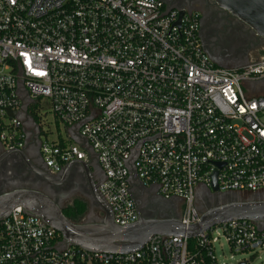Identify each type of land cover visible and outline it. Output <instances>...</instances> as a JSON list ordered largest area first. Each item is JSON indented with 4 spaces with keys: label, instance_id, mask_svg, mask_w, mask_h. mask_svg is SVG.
I'll use <instances>...</instances> for the list:
<instances>
[{
    "label": "built area",
    "instance_id": "1",
    "mask_svg": "<svg viewBox=\"0 0 264 264\" xmlns=\"http://www.w3.org/2000/svg\"><path fill=\"white\" fill-rule=\"evenodd\" d=\"M261 79L264 57L214 65L198 15L160 0H0V144L23 150L47 108L68 141L40 140L46 167L56 175L96 163L92 192L121 227L139 216L130 175L135 187L179 199L185 228L199 221L197 189H211L214 174L217 192L264 191V97L251 95ZM221 240L250 260L264 252V223L228 221L193 240L153 236L115 255L61 247L54 229L15 207L0 218V264H221Z\"/></svg>",
    "mask_w": 264,
    "mask_h": 264
},
{
    "label": "flooded vegetation",
    "instance_id": "2",
    "mask_svg": "<svg viewBox=\"0 0 264 264\" xmlns=\"http://www.w3.org/2000/svg\"><path fill=\"white\" fill-rule=\"evenodd\" d=\"M169 8H182L198 15V38L208 57L225 69H239L248 64L250 58L264 55V41L255 36L243 23L226 11L218 8L211 0H160ZM231 35L236 38L239 48L229 51L223 46V38ZM257 59V60H259ZM256 61V60H255ZM252 96L264 97V79L253 85ZM29 135L22 150L6 152L0 144V191L8 192L14 188L37 191L57 204L66 216L72 215L73 207L79 205L83 213L79 221L95 222L105 216L91 193V185L80 164H73L64 176V170L56 175L46 167L40 155V128L33 118ZM93 174L100 179V169L93 165ZM138 200V219L181 217L183 205L179 199L164 200L153 187L138 185L135 188ZM264 200V191L251 197ZM229 197L223 193H211L204 186L197 189L196 207L199 213L226 203Z\"/></svg>",
    "mask_w": 264,
    "mask_h": 264
},
{
    "label": "water",
    "instance_id": "3",
    "mask_svg": "<svg viewBox=\"0 0 264 264\" xmlns=\"http://www.w3.org/2000/svg\"><path fill=\"white\" fill-rule=\"evenodd\" d=\"M211 1L218 8L226 11L233 18L247 26L255 36L264 41V0ZM166 9L182 10V8H169L168 6H166ZM182 14L183 11L180 12L179 18ZM208 58L214 65L220 67L215 60L210 57ZM73 141L78 143V140L75 138H73ZM10 152L14 151H9L8 153ZM15 152L22 155V150H15ZM22 157L25 158L23 155ZM135 157L133 155L132 160ZM73 164H80L82 166L91 185L93 198L105 214L103 218L95 222H88L86 220L73 222L66 218L59 206L47 196L24 188H14L8 192L0 191V218L7 217L13 208L21 207L25 213L41 218L47 226L54 229L61 237V247L75 246L86 252H102L115 255H122L142 249L153 236H179L193 240L213 226L228 221L243 219L254 222L259 226L264 223V200H253L251 198V200L247 201H238L242 197L241 194L223 193V195L229 197V200L205 212L199 213L198 211L200 216L199 221L188 228L181 225L180 218L149 219L144 217L138 219L131 226L121 227L112 222L108 210L92 192L93 180L91 175L94 167L92 166L90 170L86 168L83 162H74L64 169V176L68 174ZM95 166L98 167L96 163ZM212 179L211 189L207 190L215 193L217 192L215 174ZM133 180V176L130 175V191L137 206L138 200L135 196L134 190L136 187L133 186ZM257 194L250 195L254 197Z\"/></svg>",
    "mask_w": 264,
    "mask_h": 264
},
{
    "label": "rangeland",
    "instance_id": "4",
    "mask_svg": "<svg viewBox=\"0 0 264 264\" xmlns=\"http://www.w3.org/2000/svg\"><path fill=\"white\" fill-rule=\"evenodd\" d=\"M223 46L229 51H235L237 47L239 48V44L236 41V38L231 35L225 36L223 38ZM264 55L261 56V58ZM259 58H250L249 61H255ZM38 126L40 128V140L41 142L47 143H66L68 141V136L66 133V129L64 126L58 124L51 113L47 108H43L38 110ZM251 200V195L240 197L238 201H247ZM222 249L220 246L215 245V254L218 259V262L221 264H238L240 260L248 261V264H264V252H258V254L254 258H250L249 255H232L225 244L224 241L220 242Z\"/></svg>",
    "mask_w": 264,
    "mask_h": 264
},
{
    "label": "trees",
    "instance_id": "5",
    "mask_svg": "<svg viewBox=\"0 0 264 264\" xmlns=\"http://www.w3.org/2000/svg\"><path fill=\"white\" fill-rule=\"evenodd\" d=\"M247 195L248 194H244L243 196H247ZM82 213H83V208L79 205H76L73 207L72 215H70V216H66L65 214H63V215L73 222H79V220L77 219V216L81 215ZM192 244H193V241H191V245Z\"/></svg>",
    "mask_w": 264,
    "mask_h": 264
}]
</instances>
